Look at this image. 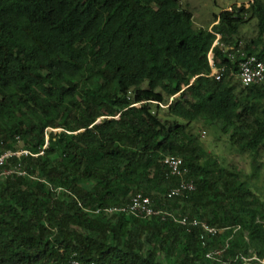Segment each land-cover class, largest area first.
I'll use <instances>...</instances> for the list:
<instances>
[{"label":"trees","instance_id":"trees-1","mask_svg":"<svg viewBox=\"0 0 264 264\" xmlns=\"http://www.w3.org/2000/svg\"><path fill=\"white\" fill-rule=\"evenodd\" d=\"M226 8L213 47L181 0H0V154L32 153L6 164L25 175L0 176V264H262L264 196L190 130L218 125L260 175L264 85L242 84L232 47L264 60V0ZM211 49L220 80L206 76ZM173 95L161 116L154 101ZM167 154L195 190L167 196ZM137 193L223 230L105 211Z\"/></svg>","mask_w":264,"mask_h":264},{"label":"built area","instance_id":"built-area-1","mask_svg":"<svg viewBox=\"0 0 264 264\" xmlns=\"http://www.w3.org/2000/svg\"><path fill=\"white\" fill-rule=\"evenodd\" d=\"M228 9H231L228 8ZM209 30L216 34V40L213 44V47L218 43V40L221 38V35L216 33L212 26ZM212 47V48H213ZM233 50L240 53L241 59L239 61V71L238 76L244 86L250 84H263L264 85V60L259 59L257 56L252 54H247L245 51L241 49V43L238 46H233ZM234 51V52H235ZM234 57V55H233ZM208 61L210 65V72L206 74L208 77H214L220 80L224 74L225 66H218L215 62L214 52L211 49L208 53ZM174 96L170 98L172 101ZM142 102L135 103L134 105L140 106ZM162 107H166L167 105L159 102ZM55 130L54 128H47V131ZM32 154L27 149H20L17 151L8 150L3 154H0V176L1 177H8L14 174L25 175L26 170L23 169L18 164L12 166H6L8 160L16 155H28ZM163 161L168 166L169 174L172 176H176L179 178L178 183L172 187L168 192V197H177V196H184L188 192L195 190L196 185L193 179L188 178L189 169L187 166L184 165V160L181 156L174 155V154H167L164 156ZM61 189V188H58ZM164 196H159L158 199L162 200ZM101 209H97L96 212L100 211ZM105 211L109 213H125L135 215L141 218H150V217H158L162 220H172L174 222L180 223L182 225H193V226H201L211 234L215 235L217 232H220L223 229H218L216 227L210 226L206 221L199 220L197 218H190L188 215H179L169 209L156 207L154 200L142 193H137L132 196L129 203L119 206H112L105 208ZM239 227L235 228L236 230ZM221 254V249L218 250H211L206 253V257H216V255ZM245 260V264L249 261L247 258H243ZM252 259H258L264 264V259H259L257 256L252 255ZM65 264H94V262H85L77 258H72L67 261Z\"/></svg>","mask_w":264,"mask_h":264},{"label":"rangeland","instance_id":"rangeland-1","mask_svg":"<svg viewBox=\"0 0 264 264\" xmlns=\"http://www.w3.org/2000/svg\"><path fill=\"white\" fill-rule=\"evenodd\" d=\"M234 2V3H233ZM250 0H181L183 6L189 9L194 15V24L197 27H208L215 14H219L222 8L230 7L237 3L248 4ZM232 3V4H231ZM257 20H252L249 23L241 26L243 36L251 37L256 34ZM166 108L159 111L161 116L165 115ZM183 122L182 119H178ZM190 130L196 132L205 147L214 155L222 158L226 163L233 164L240 168L246 178L250 181L253 187L264 196V149L261 150L258 160L262 162L260 175L256 176L254 172L253 157L249 153L239 152L236 148L232 147L229 138L226 134L222 133L219 126L216 124H204L202 121H195L190 126ZM255 257L256 255L253 254ZM247 264H252L247 262Z\"/></svg>","mask_w":264,"mask_h":264},{"label":"clouds","instance_id":"clouds-1","mask_svg":"<svg viewBox=\"0 0 264 264\" xmlns=\"http://www.w3.org/2000/svg\"><path fill=\"white\" fill-rule=\"evenodd\" d=\"M250 1H252V0H250ZM233 3H234V2H233ZM249 3H250V2H249ZM249 3H248V4H246V3H242V4H245L246 6H248ZM231 4H232V3H231ZM236 4H237V3H236ZM237 5H241V4H237ZM231 6H232V5H231ZM231 6H230V7H231ZM230 7H228V8H230ZM228 8H226V9H228ZM211 26H213V25H211ZM211 26H209V28H210ZM209 28H208V29H209ZM218 34H219V33H218ZM173 96L175 97V95H173ZM171 97H172V96H171ZM171 97H170V98H171ZM173 99H174V98H173ZM140 102L143 103L144 101H140ZM154 102H156V103L159 104L160 101H154ZM171 102H172V101H170V99H169V102H168V103H163V102H161V103L167 105L166 107H168V105H169ZM137 103H139V102H137ZM134 104H135V103H134ZM159 105H160V104H159ZM160 106H161V105H160ZM161 107H162V106H161ZM166 107H163V108H166ZM51 128H52V127H51Z\"/></svg>","mask_w":264,"mask_h":264}]
</instances>
